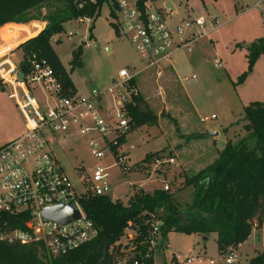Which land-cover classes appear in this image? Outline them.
I'll use <instances>...</instances> for the list:
<instances>
[{
	"label": "rangeland",
	"instance_id": "1",
	"mask_svg": "<svg viewBox=\"0 0 264 264\" xmlns=\"http://www.w3.org/2000/svg\"><path fill=\"white\" fill-rule=\"evenodd\" d=\"M154 2L157 7L164 6L172 13L167 19L171 27L182 19L204 17L214 19L217 28L195 43L191 53L180 50L165 67L144 70L143 62L129 41L119 34L115 13L108 2L92 25L79 20L67 22L63 25V33L54 36L50 45L81 95H87L94 88H108L122 69L137 72L134 84L138 96L157 118L155 126H143L127 136L120 150L132 168L125 175L117 168L109 169L112 186L109 198L127 205L131 194L137 191L151 194L157 189L162 190L167 183L180 210H185L192 201V189H183L184 179L216 160L217 152L224 149L227 141L236 143L245 137L244 108L253 102H264V57L258 59L243 83H237L239 76L247 70L246 46L264 38V0ZM257 3L260 10L255 8ZM63 5L64 0H50L28 12L23 20L42 22L48 13ZM16 37L14 35L11 40L16 42ZM76 49L81 51L80 66L72 67V53ZM22 61V51L8 47L0 58L2 76L9 79V64L18 68ZM214 61L219 66L215 67ZM10 92L11 86L0 77V147L25 131L20 112L8 98ZM35 94L40 97L38 92ZM54 136L51 152L76 191H80V182L94 167L112 164L109 155L102 160L90 157L86 140L77 133ZM146 154L150 158L143 160ZM157 157H170L174 163L163 165L155 173L152 160ZM163 241L170 250L185 256L209 258L217 253L213 234L201 237L168 233ZM140 244L122 237L119 250L123 254L116 257V263L128 261L131 254L139 250ZM237 248L241 264H249L251 259L264 252V236L254 231Z\"/></svg>",
	"mask_w": 264,
	"mask_h": 264
},
{
	"label": "built area",
	"instance_id": "2",
	"mask_svg": "<svg viewBox=\"0 0 264 264\" xmlns=\"http://www.w3.org/2000/svg\"><path fill=\"white\" fill-rule=\"evenodd\" d=\"M71 1L77 10L96 3V0ZM109 3L115 13L119 34L129 41L143 62L144 70L165 67L180 50L191 53L195 43L207 38L217 28L214 19L204 17L183 19L171 27L167 21L171 13L164 6L157 7L154 0H111ZM255 8L260 10V4L257 3ZM79 22L92 25L93 20L84 17ZM214 66L219 63L214 61ZM9 67L10 78L5 79L1 71L0 77L11 86L8 98L14 101L20 112L25 131L0 147V242L9 246L36 245L53 258L60 257L91 243L98 236V229L85 216L80 203L91 197H109L112 191L109 169L117 168L125 175L132 168L121 153L119 140L131 131L134 124L126 107L138 96L133 83L138 73L122 69L106 89L94 88L87 95L63 96L46 60L35 57L28 60L21 82L17 80V73L21 71L11 64ZM70 133H77L86 140L88 153L94 160L109 155L112 162L108 167H94L80 182V191L75 190L50 149L54 135ZM173 163L170 157L152 160L155 173L163 165ZM162 190L169 191L167 183ZM59 205L75 206L79 218L62 225L41 217L43 209ZM16 215L25 216L22 227L9 229L7 218ZM147 225L139 250L128 258L131 264H147L148 261L151 264H241L238 248L228 247L209 258L177 253L163 243L160 223L155 215L148 216ZM254 231L263 237L264 223L261 226L254 223ZM135 239L133 236L127 240ZM114 247H119V242Z\"/></svg>",
	"mask_w": 264,
	"mask_h": 264
},
{
	"label": "trees",
	"instance_id": "3",
	"mask_svg": "<svg viewBox=\"0 0 264 264\" xmlns=\"http://www.w3.org/2000/svg\"><path fill=\"white\" fill-rule=\"evenodd\" d=\"M49 1L0 0V28L7 24L34 21L23 20V17ZM110 1L96 0L94 5L77 10L71 0H64L62 8L48 13L42 21L46 23L43 30L42 25L36 26V30L42 31L17 47L23 53V61L17 69L26 74L28 60L32 57L44 59L51 67L62 95L75 94L76 90L55 55L50 40L63 33V25L67 22L89 17L94 23L102 6ZM141 4L139 2V6ZM9 35V41L13 42L11 38L14 35ZM80 56L81 51L78 49L72 53V67L80 66ZM261 57H264V38L256 40L247 48V70L239 76L238 84L244 82ZM126 108L134 124L131 131L119 140L120 146L125 144L126 137L136 129L153 127L157 123L156 116L145 107L139 96L134 97ZM243 120L246 122L244 131L247 135L236 143L227 141L216 160L184 179L183 189H192V201L185 210H180L174 193L159 189L151 194L137 191L127 205L120 201L113 203L108 196L91 197L82 201L80 206L98 229L94 241L56 258L40 246H9L0 242V264H117L116 257L121 256V253L119 247H114L115 244L122 237L128 239L133 236L137 242H142L147 233L146 222L150 214L155 215L160 223L162 239L168 233L201 237L213 234L216 236L218 253L228 247L243 245L252 233L253 224L261 226L264 223V102H253L246 106ZM148 158L149 154L143 160ZM7 219L9 229H15L22 227L25 216H8ZM106 243L110 244V248L107 256L102 259ZM147 264H151V261ZM249 264H264V252L251 259Z\"/></svg>",
	"mask_w": 264,
	"mask_h": 264
},
{
	"label": "crops",
	"instance_id": "4",
	"mask_svg": "<svg viewBox=\"0 0 264 264\" xmlns=\"http://www.w3.org/2000/svg\"><path fill=\"white\" fill-rule=\"evenodd\" d=\"M166 4H167V2H166ZM172 11L174 12V6L173 5H172ZM171 15H172V13H171ZM39 25H42V30H43L44 27H45V23L36 22V21H31V22H29L27 24H7V25L3 26L2 28H0V58L5 54V51L8 49V47H9V49H14L15 50V49H17V47L19 45H21L25 41L37 36L42 31V30H40V31L36 30L35 27L39 26ZM8 31L10 32V35H9ZM36 31H38V32L33 35V33H35ZM8 35L10 37H12L13 35H18L19 38H18V40L16 42H10L9 38H8ZM73 86H74V88L76 90V93H78L77 87L74 84H73ZM213 143L215 144L214 141H213ZM218 153L219 152H217V154ZM149 154H152V153H149ZM206 166H204V167H206ZM201 169H203V168H201Z\"/></svg>",
	"mask_w": 264,
	"mask_h": 264
},
{
	"label": "water",
	"instance_id": "5",
	"mask_svg": "<svg viewBox=\"0 0 264 264\" xmlns=\"http://www.w3.org/2000/svg\"><path fill=\"white\" fill-rule=\"evenodd\" d=\"M143 1V0H141ZM167 7L171 9L170 4H167ZM248 46H246V48H248ZM17 80L19 82H21L23 80V73L22 72H18L17 73ZM211 137L214 136L213 134L210 135ZM41 217L44 220H49V221H54L57 222L59 224H68L74 220H77L79 218V214H78V210L76 209L75 206H55L52 208H46L43 209L41 212ZM204 241H206V238L203 239ZM110 248V244L106 243L103 249V256L102 259H104L109 251Z\"/></svg>",
	"mask_w": 264,
	"mask_h": 264
}]
</instances>
